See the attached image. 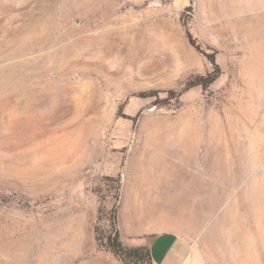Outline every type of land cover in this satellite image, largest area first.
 I'll return each instance as SVG.
<instances>
[{"label":"rangeland","instance_id":"374dc122","mask_svg":"<svg viewBox=\"0 0 264 264\" xmlns=\"http://www.w3.org/2000/svg\"><path fill=\"white\" fill-rule=\"evenodd\" d=\"M164 137L188 264H264V0H0V264H117L120 168Z\"/></svg>","mask_w":264,"mask_h":264},{"label":"crops","instance_id":"0c3cea01","mask_svg":"<svg viewBox=\"0 0 264 264\" xmlns=\"http://www.w3.org/2000/svg\"><path fill=\"white\" fill-rule=\"evenodd\" d=\"M169 142L173 141H165V137L156 139L138 147L134 156V148L129 151L133 157L127 159V154L120 168L118 227L126 245L151 247L154 264H188L190 242L180 228L186 227L184 221L192 215L183 197L180 201L176 188L169 191L165 186L172 166L167 160ZM189 163L192 168L191 161ZM173 166L176 178L178 168ZM192 206H189L190 211ZM180 219L182 224H179ZM114 261L120 262L117 258Z\"/></svg>","mask_w":264,"mask_h":264},{"label":"trees","instance_id":"16d2710c","mask_svg":"<svg viewBox=\"0 0 264 264\" xmlns=\"http://www.w3.org/2000/svg\"><path fill=\"white\" fill-rule=\"evenodd\" d=\"M184 25H186V23ZM187 33L191 37L190 32L187 31ZM220 73V66L216 64L215 68L207 75L197 76L195 79L188 81L181 90H170V93L178 96L183 91L190 89L195 85L207 87L219 77ZM118 183V186L120 187V180ZM96 238L99 245L110 250L122 264H154L152 249L148 244L129 246L123 242L121 232L118 227L117 205H114L111 210L110 230L103 238L98 236Z\"/></svg>","mask_w":264,"mask_h":264}]
</instances>
